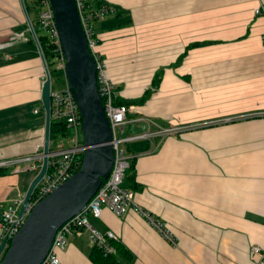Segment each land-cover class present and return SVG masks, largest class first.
<instances>
[{"label": "crops", "instance_id": "0c3cea01", "mask_svg": "<svg viewBox=\"0 0 264 264\" xmlns=\"http://www.w3.org/2000/svg\"><path fill=\"white\" fill-rule=\"evenodd\" d=\"M106 1L114 10L96 21L98 49L132 116L152 119L154 132L207 124L127 143L135 161L122 184L177 243L133 208L92 222L119 234L123 264H264L251 249L264 245V0ZM32 38L21 1L0 0V161H11L0 220L37 173L24 158L44 149L46 70ZM146 130L143 118L126 127ZM95 250L87 232L73 233L58 264H97Z\"/></svg>", "mask_w": 264, "mask_h": 264}, {"label": "built area", "instance_id": "2783aa9c", "mask_svg": "<svg viewBox=\"0 0 264 264\" xmlns=\"http://www.w3.org/2000/svg\"><path fill=\"white\" fill-rule=\"evenodd\" d=\"M29 1H32L36 7L42 8L39 16L41 27L47 31L46 37L48 43L52 46L55 59L54 66L57 70L63 72L65 79L64 87L55 88L52 78V118L63 122L67 129H72L73 135L71 137L72 142L69 145L51 148L48 169L34 189L24 213L20 214L23 198L13 200L5 207L0 220V243L5 237L8 240L12 238L24 224L27 215L34 205L73 175L81 167L83 159L84 138L81 136V132H83V117L65 72L66 57L61 45L59 29L51 0ZM87 1L77 0V3L91 51L97 62L99 91L105 105L106 114L113 128L115 160L110 175L103 180V183L84 209L73 215L58 228L51 249L41 264H58L60 262L58 250L68 244L69 236L73 233L87 232L90 241L105 256L117 254L118 247L116 242L120 239L119 234L114 229L102 231L91 220L92 216H102L105 208L111 209L118 215H122L128 209L133 208L142 214L163 237L172 243H177V239L167 223L152 211L139 204L135 200L134 191L122 184L128 169L132 165V154L129 152L126 144L129 141L148 137L152 134L168 135L207 124V122H203L188 125L160 126L154 132L150 129L153 124L152 119L141 117L148 122V130L140 133H128L126 131L128 124L137 122L141 118L132 116V113L136 112V106L118 101L121 90L118 83L108 73L107 62L98 49L99 37L96 32V21L104 19L114 9L108 2L92 6ZM261 10L262 7L256 8L257 13L261 12ZM46 67L47 65H45V69ZM35 111H40V108L36 107ZM118 129L125 133L122 137L118 135ZM39 159L43 160L42 154L27 156L24 158V162L28 163L29 168L38 171L41 167V164L37 163ZM10 162L2 160L0 161V166H5ZM251 249L264 262V245L256 243L252 245Z\"/></svg>", "mask_w": 264, "mask_h": 264}, {"label": "water", "instance_id": "95a60500", "mask_svg": "<svg viewBox=\"0 0 264 264\" xmlns=\"http://www.w3.org/2000/svg\"><path fill=\"white\" fill-rule=\"evenodd\" d=\"M20 1L41 58L47 65L42 88L46 116L43 161L23 198L20 208V214H23L48 169L53 118L52 74L25 0ZM51 3L66 57L65 72L83 117V159L73 175L34 205L12 238L5 237L1 241L0 264H41L51 249L58 228L84 209L110 175L115 160L113 128L99 91L97 62L81 21L77 0H51Z\"/></svg>", "mask_w": 264, "mask_h": 264}, {"label": "trees", "instance_id": "16d2710c", "mask_svg": "<svg viewBox=\"0 0 264 264\" xmlns=\"http://www.w3.org/2000/svg\"><path fill=\"white\" fill-rule=\"evenodd\" d=\"M87 2L90 3V5H92V6H98V5H100V4L104 3V2H107V1L106 0H88ZM30 4H33V6H35L32 1H29V0L26 1V6H27V9H28L29 13L31 12L30 11L31 10V5ZM30 15H31V13H30ZM32 21H33V25H34V27H35V29L37 31L39 40H40V42L42 44L43 50L45 52V55H46V58H47V62H48V66H49L50 71L52 73V69H53V66H54V63H55L54 52L52 50V46L48 43L46 34L40 33V28H42V27H41V23H40L39 18L38 19H33L32 18ZM31 40L34 42V38H32ZM99 41H100V39H99ZM195 44H198V42L191 43V44L188 45V47L186 48L185 52L180 56V60L188 52L189 48L191 46L195 45ZM160 79H161L160 74H158L157 77L154 79V83L155 84H159L160 83ZM155 86H157V85H155ZM148 92L149 91H147V93H145L142 97L137 99L135 102H144L149 97V93ZM150 92H151V90H150ZM118 101L122 102L121 98H118ZM66 130H67V128H66V126H65V124L63 122L58 121L57 119L53 118L52 126H51V139H53L60 132H64L65 133ZM54 147L55 146H53L52 143H51V148H54ZM41 160L42 159H39V162ZM134 161H135V158L132 159L131 168L134 166ZM3 168H4V166H0V173H2L4 171ZM116 245L118 247V250H122L123 249V245L120 242H116ZM95 251L96 252L93 255V259L95 260V262L97 264H123L119 260L117 254H112V255L105 256L100 249L96 248Z\"/></svg>", "mask_w": 264, "mask_h": 264}, {"label": "rangeland", "instance_id": "374dc122", "mask_svg": "<svg viewBox=\"0 0 264 264\" xmlns=\"http://www.w3.org/2000/svg\"><path fill=\"white\" fill-rule=\"evenodd\" d=\"M31 5V17L33 19H38L40 16V13L42 11L41 7H35L33 6V4ZM40 33L42 34H47V31L43 28H40ZM52 78H53V86L55 88H62L65 86V79H64V75L62 71L57 70L54 66L52 69ZM140 129V130H138ZM135 130L137 131H141L143 130V128L138 127ZM125 133L121 132L120 129H118V135L120 137H122ZM73 135V130L72 129H67L66 132H60L58 133V135H56L53 139H52V145L53 146H58V147H62V146H66L69 145L72 140L71 137ZM81 136L83 137V132H81ZM26 165L28 166V163H26Z\"/></svg>", "mask_w": 264, "mask_h": 264}]
</instances>
